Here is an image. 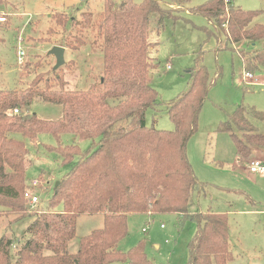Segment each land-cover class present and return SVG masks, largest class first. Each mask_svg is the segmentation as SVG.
Wrapping results in <instances>:
<instances>
[{
    "label": "trees",
    "instance_id": "1",
    "mask_svg": "<svg viewBox=\"0 0 264 264\" xmlns=\"http://www.w3.org/2000/svg\"><path fill=\"white\" fill-rule=\"evenodd\" d=\"M130 2L105 0V11L98 20L104 90L67 91L59 70H53L59 84L47 86V91L55 86L60 89L54 96L37 90L42 77L33 82L32 90L36 91L27 95L0 89V206L18 215L25 211L29 149L26 141L15 135L36 144L41 134H51L57 146H48L49 152H56L63 165L77 159L54 186L50 201L41 215L36 214L26 231V241L17 251H13V239L0 237V264H152L143 242L127 253L118 249L128 235V216L141 213L175 214L181 222L193 220L198 224L189 244L188 264H229L234 259L228 215L212 210L192 212L195 197L205 195L212 186L198 180L187 153L212 84L208 71L203 66L194 69L187 90L167 105L175 125L173 131L148 126L147 112L160 103L151 84L156 67L150 57L151 15L159 16L160 29L166 18L177 16L157 0L135 5ZM189 12L215 20L220 26L228 22L229 33L222 28L219 32L225 34L228 45L264 39V26L252 25L262 11L243 10L234 6L233 0H210ZM56 18L59 24L66 21L64 14ZM215 35L219 36L218 32ZM57 46L69 45L61 42ZM242 53L248 73L264 66V50L250 56ZM34 95L62 106L61 120L50 122L35 114L27 115ZM16 109L21 111L19 115L13 113ZM249 113L264 122V114L255 109ZM257 129L242 106L219 127V131L232 133L240 163L248 161L255 149L264 147V134L257 133ZM65 133L91 145L86 150L77 144L64 145L61 136ZM52 207L54 211H50ZM98 214L104 217L103 228L83 237L77 253L71 254L68 246L77 236L78 219Z\"/></svg>",
    "mask_w": 264,
    "mask_h": 264
},
{
    "label": "rangeland",
    "instance_id": "2",
    "mask_svg": "<svg viewBox=\"0 0 264 264\" xmlns=\"http://www.w3.org/2000/svg\"><path fill=\"white\" fill-rule=\"evenodd\" d=\"M113 1L120 3L123 0ZM143 1L131 0L130 4ZM157 1L174 11L177 18H166L160 29L159 16L151 15L149 41L153 47L150 57L156 65L151 73V84L159 94L160 103L147 112V125L173 131L175 125L169 118L167 105L187 90L194 69L202 66L207 69L212 84L187 153L198 180L212 186L207 188L205 195L195 197L192 212L212 210L228 215L229 243L234 258L229 264H264V178L248 169L250 161L264 160V147L255 149L245 163H239L232 133L219 131L220 125L230 120L242 106L246 117L258 128L256 132L264 134V122L249 113L255 109L264 114V66L250 72L254 79L245 80L248 69L242 53L250 56L254 51L264 50V39L228 45L225 34L219 33L221 28L229 33L228 22L220 26L215 20L208 21L199 13L189 12L210 0ZM233 5L246 11H262L252 25L264 26V0H233ZM104 11L105 0H0V15L7 18L0 24V89L18 90L21 96L27 95L33 82L42 77L37 90L54 96L60 89L55 86L47 91V86L59 84L53 73L56 59L48 53L57 43L63 42L69 45L66 63L56 71L66 84L65 90H102L105 65L98 20ZM57 14L66 15L64 24L57 22ZM19 49L26 53L22 65L18 63ZM13 113L19 115L21 111L16 113L14 110ZM26 114L58 122L63 108L34 95ZM233 134L237 135V132L234 130ZM239 136L243 138L242 134ZM15 137L28 145L25 183L27 190L39 197V202L32 206L24 194L25 211L19 215L0 206V237L14 240V252L26 241L28 227L36 214L41 215L46 208L54 186L77 163L76 159L63 165L56 152L47 150L48 146H57L51 134H41L36 144L20 135ZM61 142L77 144L82 150L91 145L90 141H80L68 133L61 136ZM35 180L37 187L32 186ZM54 210L52 207L50 211ZM180 219L175 214L129 215L128 235L119 243L118 249L127 253L143 242L152 264H188L189 244L198 224ZM103 226L102 214L81 216L77 222V236L68 246L69 252L77 253L80 240ZM144 228L146 232H143Z\"/></svg>",
    "mask_w": 264,
    "mask_h": 264
},
{
    "label": "built area",
    "instance_id": "3",
    "mask_svg": "<svg viewBox=\"0 0 264 264\" xmlns=\"http://www.w3.org/2000/svg\"><path fill=\"white\" fill-rule=\"evenodd\" d=\"M6 21H7V18L5 17V15L1 14L0 15V24L5 23ZM20 41L22 42V40H20ZM17 55H18V63L20 65H22L24 63L26 53H25V51H22L19 49ZM246 78L254 79V76L250 73H246L245 80H246ZM256 83H258L257 79H256ZM15 112L19 113V110L16 109ZM248 169L252 174H256V175L264 177V160H261V159L252 160L248 165ZM32 186L37 187L38 181L37 180L33 181ZM25 198L30 201V204L32 206H36L39 202V197L36 194H34L33 191L30 189L26 191ZM162 228H164L163 225H162ZM146 231H147V229L144 228L143 232H146Z\"/></svg>",
    "mask_w": 264,
    "mask_h": 264
},
{
    "label": "water",
    "instance_id": "4",
    "mask_svg": "<svg viewBox=\"0 0 264 264\" xmlns=\"http://www.w3.org/2000/svg\"><path fill=\"white\" fill-rule=\"evenodd\" d=\"M66 48L62 46H54L48 53L49 56H53L56 59V65L54 70H58L63 67L66 63L65 61ZM59 183L57 182V185Z\"/></svg>",
    "mask_w": 264,
    "mask_h": 264
},
{
    "label": "crops",
    "instance_id": "5",
    "mask_svg": "<svg viewBox=\"0 0 264 264\" xmlns=\"http://www.w3.org/2000/svg\"><path fill=\"white\" fill-rule=\"evenodd\" d=\"M66 51H67V49H66ZM66 54V53H65ZM238 162L240 163V161H239V157H238ZM259 176V175H258ZM260 177H262V176H260ZM264 178V177H263ZM219 188H221V189H223V190H228V189H226V188H224V187H219Z\"/></svg>",
    "mask_w": 264,
    "mask_h": 264
},
{
    "label": "bare ground",
    "instance_id": "6",
    "mask_svg": "<svg viewBox=\"0 0 264 264\" xmlns=\"http://www.w3.org/2000/svg\"><path fill=\"white\" fill-rule=\"evenodd\" d=\"M251 74V73H250Z\"/></svg>",
    "mask_w": 264,
    "mask_h": 264
}]
</instances>
